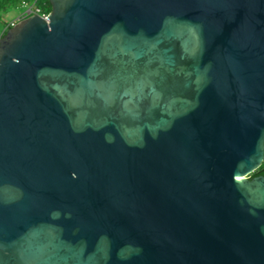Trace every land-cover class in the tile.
<instances>
[{
  "label": "water",
  "instance_id": "obj_1",
  "mask_svg": "<svg viewBox=\"0 0 264 264\" xmlns=\"http://www.w3.org/2000/svg\"><path fill=\"white\" fill-rule=\"evenodd\" d=\"M0 39V264H264V0H48Z\"/></svg>",
  "mask_w": 264,
  "mask_h": 264
},
{
  "label": "trees",
  "instance_id": "obj_2",
  "mask_svg": "<svg viewBox=\"0 0 264 264\" xmlns=\"http://www.w3.org/2000/svg\"><path fill=\"white\" fill-rule=\"evenodd\" d=\"M22 1H26L32 3L34 0H0V26L1 29L7 24L6 21L3 20V16L6 13L12 10L22 9L20 6ZM37 3H40V7H42L46 12H50L51 6L48 0H36ZM23 10V9H22ZM255 176H264V160L260 167L250 174V177Z\"/></svg>",
  "mask_w": 264,
  "mask_h": 264
},
{
  "label": "built area",
  "instance_id": "obj_3",
  "mask_svg": "<svg viewBox=\"0 0 264 264\" xmlns=\"http://www.w3.org/2000/svg\"><path fill=\"white\" fill-rule=\"evenodd\" d=\"M20 6L23 9L22 13L18 14L14 19L8 21L7 24L0 30V39L6 33L8 28L10 29L14 27L18 22L32 14L39 16L44 21H48L46 15L49 14V12H46L42 7L37 6L36 0H34L32 3L22 1Z\"/></svg>",
  "mask_w": 264,
  "mask_h": 264
},
{
  "label": "rangeland",
  "instance_id": "obj_4",
  "mask_svg": "<svg viewBox=\"0 0 264 264\" xmlns=\"http://www.w3.org/2000/svg\"><path fill=\"white\" fill-rule=\"evenodd\" d=\"M37 6L40 7L39 2L37 3ZM22 11H23L22 9L9 11L8 13L5 14V16H3V20L8 22V21L14 19L18 14L22 13ZM0 30H1V26H0Z\"/></svg>",
  "mask_w": 264,
  "mask_h": 264
},
{
  "label": "flooded vegetation",
  "instance_id": "obj_5",
  "mask_svg": "<svg viewBox=\"0 0 264 264\" xmlns=\"http://www.w3.org/2000/svg\"><path fill=\"white\" fill-rule=\"evenodd\" d=\"M247 178L251 179V178H253V177H250V175H249Z\"/></svg>",
  "mask_w": 264,
  "mask_h": 264
}]
</instances>
